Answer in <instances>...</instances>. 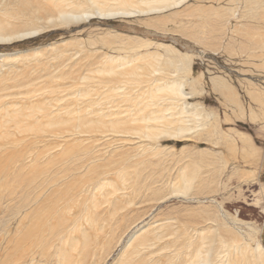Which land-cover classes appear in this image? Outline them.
I'll use <instances>...</instances> for the list:
<instances>
[{
	"label": "rangeland",
	"instance_id": "374dc122",
	"mask_svg": "<svg viewBox=\"0 0 264 264\" xmlns=\"http://www.w3.org/2000/svg\"><path fill=\"white\" fill-rule=\"evenodd\" d=\"M200 7L207 10L206 16H196V8ZM177 13H180L179 17H175ZM209 13L211 14L209 15ZM16 19L12 18L13 21H17ZM34 24H31V27H39L41 33L22 40L0 42V53H13L12 55H14L15 52L29 50L27 56L22 57L23 59L11 58L9 61L0 59V63L5 64L3 67L0 66V95H2L0 102L5 104L1 108L7 110L0 109L1 112L8 119L11 106H14L15 103L17 107L36 105L32 108H24V113L21 110L17 116L15 115L16 120L9 121L6 132L9 129L10 136L2 135L3 138L0 136V176L2 177H0V264H32L30 262L32 259L34 264H49V262L50 264H59L54 252L61 244L66 246L72 256L69 257L68 264H74L72 261L77 259L78 255L81 260L87 250L88 254L86 258H83L86 259V263L83 260V264H98L96 263L99 259L97 254L101 250L102 243L114 240L115 235H105L106 228L102 231L95 225L101 219L106 227L112 209L110 202L113 200L122 202L124 201L123 191L125 193L134 191V185L137 186L139 180L138 177H134L137 169H143L146 174L147 172L155 173L153 176L158 178L166 176L176 178L181 168L199 167L203 175L211 176L212 183L209 188L216 187L215 192L196 194L192 198L173 196L164 202L159 203L158 200V205L153 208L142 223L147 222L158 213L170 215L173 217L172 222H176L175 228L179 231L191 228L202 230L207 226H212L230 243L234 235H240L244 240L249 241L251 246L255 242H259L264 247V0H189L179 8L158 14L111 20L95 18L86 22H59L56 24L47 23L42 19L35 21ZM115 34L129 37L132 43L117 42ZM52 43H55L54 45L57 47L54 45L46 47ZM160 43L170 45L168 47L171 50L166 51L164 46H160ZM143 44L145 46H142ZM35 48H39L38 52H31ZM146 51L162 54L163 62L172 57L174 64L177 59L182 60L183 55L190 56L189 72L185 71L180 75L184 76L188 82L196 79L197 90L200 92L195 97L188 98V101L201 102L207 112L217 116L210 122L213 121V127L220 132L219 134L213 133V135L207 133L206 130L187 133L181 138L163 134L158 136L155 141L151 139L154 142L150 143V140H147L149 138H140L141 136L138 137L132 133V129H128L122 132L108 131L112 135L102 139V142L99 140L92 143L89 140L88 132L87 134L82 133L81 136L76 133L72 134L73 127L70 125L61 124L50 128L43 126L42 121L46 122L43 117L45 116L44 112L50 108L55 110V114L60 109L62 113L64 112L63 115L60 114V117L67 118L65 109L68 105L71 108L86 106L87 100L102 102L99 105L95 104L93 108L107 109L108 106L109 108L113 106V110L117 112L123 110L130 103L132 105L133 102L128 100L130 97L118 96L119 98L112 99L113 96L109 93L110 96L104 95L105 91L108 87L121 83V80L126 85L124 89L129 90L130 94H133L134 89L145 86L146 78H149L147 73L152 68L151 64L154 63L152 57H150L152 62L147 57L145 58L147 62L145 59H141L135 64L124 67L125 71H131L135 69L136 65L139 68L136 73H141L142 76L136 73V75H128L129 77L118 76L114 73H95L94 69L104 68L105 53L130 55ZM107 65L105 64V68ZM173 66L171 67L173 68ZM116 68L118 72H124L123 69ZM49 72H52L55 77L51 76ZM215 74L223 76L233 86L238 94L240 105L227 102L212 89L209 78ZM110 75L112 77L117 75L116 80ZM117 80L119 81L115 82ZM18 82L19 85L24 83L22 88L16 86ZM110 83L112 85L109 86ZM187 84L185 90L190 91L191 87ZM87 87L90 94L86 96L81 92ZM48 89H54V91H48ZM77 91L79 93H76ZM250 92L256 93L258 98L261 97V100L254 99ZM105 97L111 98L106 100ZM111 99L112 102H110ZM153 99L156 101L155 98ZM115 100L117 101L115 102ZM106 101L110 105L108 102L105 103ZM160 101L162 104L168 103L165 100ZM123 102L124 104L121 105ZM63 107L65 108L63 109ZM40 108H43V111ZM123 113L120 115L124 116H120L119 119L122 123L126 121L125 127L132 128L137 125L134 122L128 123L129 119L125 117L126 113ZM85 115L87 116V113ZM90 116L88 118L93 117L94 120L98 118L93 114ZM19 119L21 123L28 122L26 128H16L14 123ZM38 123L46 130L41 131L42 128L41 130L27 129L30 125H39ZM123 134L125 137L122 136ZM97 142L102 144L105 142V144ZM156 144L160 148L157 150L150 148ZM102 151L104 156H102L103 154L100 156L104 159L99 161L109 162L108 164L102 166L100 163L101 166L93 167L83 175H75L72 177L74 180L70 178L68 181H72L73 184L71 183L70 187L73 189L94 183L93 181L101 176L112 179V183L103 187L104 196L97 193L96 205L88 203L89 210L85 219L79 220L76 227L65 234L63 231V238H58V231L61 230L58 218H49L48 215H45V209H40L34 212V215H28L26 218H23L21 214L13 215L9 211L11 210L9 205H21L19 203L22 201L18 195H21L26 187L28 189L35 183L42 182L41 180H48L50 170L58 168L61 174L67 175L77 164L90 162L94 153L98 154ZM198 151H205V153L208 151V153L198 159L196 155ZM213 158L217 160L214 164H212ZM21 159L23 162H27V165L19 169L14 165L19 164ZM118 162H127L128 172L125 176L129 178L124 184L115 173L107 174L116 167ZM109 164L112 165L107 169L106 166ZM44 170L47 175L43 173ZM8 172L10 175H7ZM105 173L108 176H103ZM3 174L6 177H3ZM27 184L28 186L25 187ZM64 189V187L61 188L58 196L60 193L62 196L59 197H64L66 193ZM143 212L137 208L134 214L140 215ZM133 215L128 218V222L133 220ZM43 220L45 222L42 226ZM51 221L53 222L51 223ZM220 223H224L225 226L219 225ZM28 227L34 230L30 239L25 238L27 232L25 229L28 230ZM17 228L19 231L14 233ZM86 231L89 232L86 233ZM8 232L12 234L8 235ZM86 234L88 235L86 236ZM92 236L97 237V240ZM104 237H106L105 240ZM7 239H11V242L8 243ZM6 244H10L11 251H8L7 254L4 250ZM94 251H96V255H93Z\"/></svg>",
	"mask_w": 264,
	"mask_h": 264
},
{
	"label": "bare ground",
	"instance_id": "6f19581e",
	"mask_svg": "<svg viewBox=\"0 0 264 264\" xmlns=\"http://www.w3.org/2000/svg\"><path fill=\"white\" fill-rule=\"evenodd\" d=\"M188 1L189 0H0V42H11L12 40H19V39L22 40L25 38L33 37L37 35L38 33H41V30L39 29V27L35 26V28H32L31 24H34L35 21L42 20V19L46 20L47 23L50 22V23L56 24L59 22L60 23H71V22H80V21L86 22V21H89L90 19H95V18L96 19H107V20H111L115 18H131L135 16H140V15H149V14H156V13L158 14V13L166 12L171 9L179 8L185 3H187ZM210 14L211 13H209V15ZM179 15L180 13H177L175 17L176 16L179 17ZM206 15H207V10L205 8L203 7H200L198 9L196 8V16L200 17V16H206ZM12 18H17L16 19L17 21H13ZM116 38H117V42L119 43H124V44L132 43L129 37H121L120 35H116ZM54 44L55 43H52L51 45H48L46 47H49V46L51 47ZM54 46L57 47V45H54ZM142 46H145V44H143ZM160 46H164L166 51L171 50L168 47L170 45H164L163 43H160ZM38 49L39 48H35L31 52H38ZM27 52H29V50L15 52L14 55H12L13 53H0V59H3V60L6 59L8 61L11 58L19 59V58L27 56ZM147 57L149 58V60L151 59L150 57H152L154 59V63L151 64L152 68L147 73V76L149 78H146L145 82L147 84L144 83L145 86H142V88L140 87L139 89H136V90L134 89L133 94H130L129 90L124 89L126 85L124 84V81L121 80L120 81L121 83H118L117 85L113 87H108L107 91H105V94H104V95H108L109 93L111 96H113L112 99L123 97V96L130 97L131 99L129 98L128 100H131L133 102L132 105L130 103V105L129 104L128 106L126 105L123 110L117 112L116 110H113L112 108L113 106L111 108H109L108 106L107 109H104L102 107L93 108L95 104L99 105L102 102L97 101V100H87L86 106L81 105L78 108H74L73 106L71 108L70 105H68L65 109L68 115L67 118H64L63 116L60 117V114L62 113L60 109H58L55 114V110H51L50 108L47 111L44 110L46 112H44L45 116L43 117H45L46 122L42 121L43 126H48L50 128V127L58 126L61 124L70 125L71 127H73L71 130L72 134L76 133L79 136H81L82 133L87 134L88 132V134H90L88 135L89 140L92 143H94L95 141H99V140H101L102 142L104 139H106L105 137L112 135L111 133H108V131L122 132L124 130L127 131L128 129H132V133L138 135V137L141 136L140 138L142 137L149 138L147 140L148 141L150 140V143L154 142L158 136L163 135V134L167 136H175V137H180V138L186 136L187 133H190V134L195 133L198 130L200 131L206 130L207 133H212V134L215 133L216 135L219 134L220 132L218 130H215V127H213L214 125L213 121L210 122L212 118L216 119L217 116L215 114H211L207 112L206 109L204 108V105H202L201 102L188 101V98H191V97L193 98L195 97V95L199 94L200 92L199 90H197L196 79L188 82L186 78H184V76L180 75L182 72H185V71L189 72L190 63H191L190 56L183 55L182 60L177 59L176 64H174L172 57L165 59V61L163 62L162 54L154 52V51H146L144 53L138 52V53L130 54V55L105 53L104 62L105 64H108L107 68H105V64H104V68H98L96 70L94 69V71L95 73L97 72L114 73V74H117L118 76L126 75L127 77H129L128 75H136V74L142 76L141 73L140 74L138 72L136 73V71L139 69L136 67V65L134 66L135 69L131 71H125L124 67L135 64L139 60L140 61L141 59L144 60ZM152 61L153 60L151 59V62ZM0 66L3 67L5 66V64H2ZM171 66H173V68ZM116 67L123 69L124 72H118L116 70L117 69ZM49 74L55 77V75H53L52 72H49ZM110 76L112 77V75ZM116 76L112 78L113 79L115 78L114 80H116L117 78ZM209 79H210L211 87L215 92L220 94L227 102L240 105L237 92H235L233 86L223 76L219 74H215L211 76ZM118 81L119 80L115 82H118ZM23 84L24 83H21L19 85V82H18L16 86H19L22 88ZM186 84L191 87L190 91L185 90ZM110 85L112 84L110 83L109 86ZM51 90L54 91V89H48V91H51ZM56 91H60V90H56ZM82 91L83 92L81 93H85L86 96L87 94H90V90L88 87L87 89H84ZM76 93H79V92L77 91ZM250 95L253 96L254 99L261 100V97L258 98V95L256 93L253 94L250 92ZM1 96L2 95H0V98ZM108 98H111V97H108ZM108 98L105 97L106 100ZM153 98H155L156 101ZM80 99H83V98H80ZM112 99L110 102H112ZM159 100H165V101H168V103L162 104L161 101L159 102ZM116 101L117 100H115V102ZM107 102L108 101H106L105 103ZM1 103L2 102H0V109H4L1 107L5 106V104H1ZM113 104L115 103L113 102ZM123 104L124 102L121 105ZM14 106H11V110L9 111L10 115L8 119L6 118L5 114L2 113L0 110V136L1 137L2 135L10 136L8 134L10 130L8 129V132H6L7 127H9L8 126V124L10 123L9 121H13L14 119L16 120L15 117L21 110L23 111L24 108H32L33 106H36V105H31L29 107L27 106L17 107V104L15 103ZM48 107H51V106H48ZM64 108L65 107H63V109ZM146 109L148 111H145ZM41 110L43 111V108ZM122 112L126 113L125 117H128L129 120L126 119L128 123L134 122V123H137V125L133 127L131 124L132 128L125 127L126 121H123L122 123L121 120L119 119L120 116L121 117L124 116V115H120ZM63 113L61 115H63ZM85 113H87V116L85 115ZM57 114H59V116H57ZM88 114L90 115L93 114L96 116V118L97 117L98 118L95 120L93 117L88 118V116H90ZM36 120L38 122L37 118ZM27 123L26 122L21 123L19 119V121H15L14 124L16 125V128L24 129L26 128ZM34 128H36L37 130H41L42 126L39 124L37 126L30 125L27 127V129H32V130ZM45 130L46 129L43 127L41 131H45ZM31 133L33 134V132ZM86 134L84 135L86 136ZM66 136H69V135H66ZM122 136L125 137L124 134ZM151 139H154V141H151ZM103 144H105V142H103ZM150 148H152L153 150H157L158 148H160V146L156 144L155 146H150ZM206 153H208V151ZM206 153L205 151H198L196 155L198 159H200V157H202ZM101 154H103V151L98 154L94 153L93 157L90 155L92 157L91 161L89 160L90 162L87 161V162H82L80 164H77L76 162H74L77 164L76 167L72 166L73 168L70 171L68 170L69 172L67 175L61 174L58 168H54L50 170V173H49L50 178L48 180H44V181L41 180L42 182L39 181L37 182L38 184L35 183L30 188L28 187V189L26 187L28 186V184L25 185L26 189H24L21 192V195H18L20 201H22V203L21 202L19 203L21 205H18V204L9 205L10 204L9 203L8 205L9 207L11 206V210L9 209L8 210L11 211L13 215L21 214L23 218H26L28 215H32L34 212L40 209L41 210L45 209L44 210L45 215H48L49 218H55V217L56 219L58 218L59 225L61 226L60 227L61 230L60 229L59 231L57 230L58 238L59 239L63 238L64 237L63 235L65 234V232L76 227L79 220L81 221L82 218L88 215L87 213V211L89 210L88 203L91 202L93 205H96L97 201L95 198H97L96 197L97 193H100L101 195L104 196L105 194H104L103 187L112 183V179L101 176V178L97 179L96 181H93L94 183L78 187L77 189H73L70 187L72 181L71 180L68 181V179L72 178L75 175H83L89 170H91L93 167L99 166L100 163H102V166H104V164L109 163V162L99 161V160L104 159V158H101L102 156H104V154L100 156ZM212 162L211 163L214 164L217 162V160L213 158ZM26 165H27V162H23V159H21L19 160V164H16L14 166L19 167L20 169V168L25 167ZM111 165L112 164L107 165L106 166L107 169H109L108 167H111ZM127 168H128L127 162H118L116 164V167L111 169L107 174L110 175L112 173H115V175L124 184L125 182L128 181V178H129L125 176V174L128 172ZM143 171H144L143 169H140V170L137 169L136 172L134 171L136 174L134 175V177L135 176L138 177L139 180L137 179L138 180L137 186L134 185V191L130 193H128L129 191L128 192L126 191V193H128L127 195L123 191L124 201L121 202V201L113 200L110 202V206L112 209L109 214L110 219L107 223V226L105 227V224L104 222H102L101 219L99 220L97 225H95L97 228H100L102 231L106 228V230L104 231L106 233L105 235H115L113 237L114 240H107L104 243H102L101 250L97 254L99 259L96 261V263L98 264H264V247L259 242H255L254 245L251 246L250 242L244 240V238L240 237V235H234V237L232 238V242L230 243L222 235H220L217 232L216 228L214 227L212 228V226L211 227L207 226L208 228L206 227V229L201 228L202 230L191 228L188 230L179 231L174 226L176 222L174 223L172 222L173 217H170V215L169 216L164 215V214L161 215L158 212H157L158 215L156 214L152 216L147 222L142 223L145 220L146 216H148L150 212L153 210V208L158 205L157 203L158 200H159L158 201L159 203L164 202V200L166 201L167 199L172 198L173 196L175 197L180 196L182 198L187 199V198H192L196 194H208V193L216 191V187L209 188L212 183V180H210L211 176L209 177L208 175H203L199 167H195V168L187 167V169L181 168L176 178L170 177V176L158 178V177L153 176L155 173L150 174L149 172H147L146 174ZM43 173H45V170L43 171ZM45 174L47 175V173ZM107 174L105 173L103 176ZM7 175H10L9 172ZM3 177H6V175H4ZM62 187L65 188L64 190H66V193L64 197H59V196H62L61 195L62 193H60V195L58 196V193L61 191ZM11 198L13 197L11 196ZM73 207L74 209H72ZM137 208H139L142 212L143 211L144 212L141 213L140 215L134 214ZM67 212H70V213L67 215L66 214ZM131 215H133V220L128 222L127 220L128 218H130ZM44 222L45 221L43 220L41 222V225ZM52 222L53 221H51V223ZM219 225L225 226L224 223H220ZM49 227L53 228L52 226H49ZM177 227H179V225H177ZM183 229H186V228H183ZM17 231H19L18 228L14 231V233H16ZM25 231H27L25 233V238L30 239L33 236V232H34L33 228L28 227V230L26 228ZM63 231H64V234H63ZM87 232L89 231H86V233ZM38 233H39V230H38ZM9 234L11 235L12 233L8 232V235ZM87 235L88 234H86V236ZM93 238L94 239L96 238L97 240V237H93ZM105 238L106 237H104V240ZM88 239H89V236H88ZM7 240H8V243L11 242V239H7ZM9 246L10 244L5 245L4 250L6 254L8 251H10ZM16 250L18 249L16 248ZM93 253H92L93 255H96L95 254L96 251H94ZM38 254H42V253H38ZM54 254L57 256L59 260V264H68L69 257H72L70 256L71 255L70 251H68L66 246H63L62 244L57 246V249L55 250ZM87 254H88V250L85 253V255L82 256L81 260L78 255L77 259H73L72 262L74 264H83V260H84L83 258H86ZM30 262L34 264L33 259Z\"/></svg>",
	"mask_w": 264,
	"mask_h": 264
}]
</instances>
